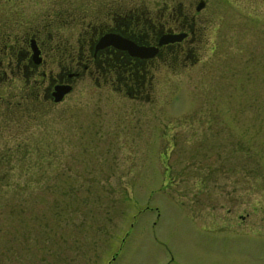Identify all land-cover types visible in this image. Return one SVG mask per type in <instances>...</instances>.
Masks as SVG:
<instances>
[{
    "label": "rangeland",
    "instance_id": "obj_1",
    "mask_svg": "<svg viewBox=\"0 0 264 264\" xmlns=\"http://www.w3.org/2000/svg\"><path fill=\"white\" fill-rule=\"evenodd\" d=\"M47 1L94 21L109 7L153 18L164 5L194 14L199 2L27 0L14 13L44 17ZM203 2L194 49L166 63L142 101L85 74L43 102L45 82L5 65L0 264H264V0ZM51 26L75 49V28Z\"/></svg>",
    "mask_w": 264,
    "mask_h": 264
},
{
    "label": "flooded vegetation",
    "instance_id": "obj_2",
    "mask_svg": "<svg viewBox=\"0 0 264 264\" xmlns=\"http://www.w3.org/2000/svg\"><path fill=\"white\" fill-rule=\"evenodd\" d=\"M25 1L0 0V75H5L7 65L13 78L22 76L23 82L27 83L30 78L35 82L37 77L40 82H45L40 92L43 102L54 103L53 95L59 86L70 91L73 80L85 74L90 78L94 76L98 90L130 100L148 99L149 89L160 81L166 63H184L185 54L194 49V40L201 35V28L195 26V13L203 7V0L195 6L194 14H182L179 4L161 6L153 18L141 7L139 11L132 8L125 12L110 11L115 8L109 7L103 19L99 16L95 21L85 20L82 9L76 5L65 8L49 1L44 17L32 16L22 21L21 15L14 11ZM7 11L14 14L6 19ZM7 21L15 23L16 33L4 31L2 26L5 27ZM54 24L77 30L75 49L64 48V44H68L61 42L64 38L61 44L54 41V35H61L58 30L52 32L51 25ZM167 38L170 40L165 41ZM50 50H53L52 55L48 56ZM65 53L68 60L63 58ZM57 54V70L53 74L46 73L45 59ZM194 60L187 59L190 63Z\"/></svg>",
    "mask_w": 264,
    "mask_h": 264
},
{
    "label": "water",
    "instance_id": "obj_3",
    "mask_svg": "<svg viewBox=\"0 0 264 264\" xmlns=\"http://www.w3.org/2000/svg\"><path fill=\"white\" fill-rule=\"evenodd\" d=\"M170 39L169 38H167L165 41H169ZM132 50H134V49H132ZM135 51V50H134ZM67 88L65 89V87H60L59 89H58V91L54 94V101H58V100H60V98H61V96L65 93V92H67Z\"/></svg>",
    "mask_w": 264,
    "mask_h": 264
}]
</instances>
